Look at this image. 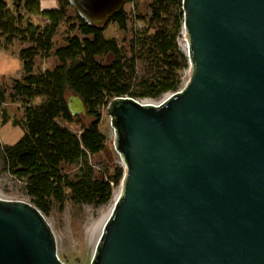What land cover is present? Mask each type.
Returning <instances> with one entry per match:
<instances>
[{
    "label": "water",
    "instance_id": "95a60500",
    "mask_svg": "<svg viewBox=\"0 0 264 264\" xmlns=\"http://www.w3.org/2000/svg\"><path fill=\"white\" fill-rule=\"evenodd\" d=\"M69 1L100 25L127 0ZM182 3L190 80L108 106L126 171L91 264H264V0ZM0 264H65L33 203L0 197Z\"/></svg>",
    "mask_w": 264,
    "mask_h": 264
},
{
    "label": "trees",
    "instance_id": "16d2710c",
    "mask_svg": "<svg viewBox=\"0 0 264 264\" xmlns=\"http://www.w3.org/2000/svg\"><path fill=\"white\" fill-rule=\"evenodd\" d=\"M58 1V8L43 9L41 0H13L12 7L0 0V46L9 48L17 39L31 43L20 50L24 76L15 79L11 93L12 100L25 107V132L15 144L3 146L5 163L45 215L56 205L62 209L68 198L95 205L111 200L114 186L122 181V167L117 166L110 177L94 178L88 162L89 155L106 146L107 138L100 129L101 109L120 96L158 98L180 90L181 71L187 63L177 40L184 11L173 10L174 3L183 5L182 0H153L147 27L132 40V58L121 54L115 37L105 35L113 20L127 28L125 10L100 25L89 24L77 14L83 38L68 36L66 44L54 52L59 64L36 73V57L53 54L58 29L68 21L70 1ZM26 15L39 16L45 23L36 25ZM74 29L76 26H70V31ZM109 55L115 57L111 62L106 60ZM141 61L144 67L139 75ZM68 91L82 97L94 121L85 124L81 114H72ZM4 97L0 90V104ZM39 98L43 102L33 104ZM73 123L80 125V133L69 126ZM64 164H82V173L71 178Z\"/></svg>",
    "mask_w": 264,
    "mask_h": 264
},
{
    "label": "rangeland",
    "instance_id": "374dc122",
    "mask_svg": "<svg viewBox=\"0 0 264 264\" xmlns=\"http://www.w3.org/2000/svg\"><path fill=\"white\" fill-rule=\"evenodd\" d=\"M10 7L13 6V0H5ZM153 0H127L123 8L128 16V26L122 29L119 24L113 20L109 23V27L105 31L108 38L115 37L120 48L121 54L126 58H132V40L135 35L147 27V21L151 17V5ZM173 10L176 13L183 10V5L178 2L173 4ZM184 11V10H183ZM77 12L71 6L68 9V21L64 22L58 29L54 38L53 54L44 58L41 56L35 59V72L39 73L45 69H53L59 64L57 56L54 54L56 49L66 44L68 36L78 35L83 38L82 33L77 28L79 21ZM26 20L32 21L34 24H44L45 20L39 16L26 15ZM182 26L177 37L180 50L187 58L186 66L181 71L183 88L190 80L193 74L192 65L189 63V58L183 50V45L188 38L187 32ZM70 26H76V29L70 31ZM31 43L23 42L17 39L9 48L0 46V90L4 93V102L0 104V197L11 200H24L33 203L31 198L25 191L23 182L14 177L8 170L5 163L3 146L15 144L24 134L25 128L23 121L25 117V107L14 102L11 98L12 89L15 79H22L24 76L23 62L20 57V50L30 46ZM113 55H109L107 62L114 60ZM144 62H139L137 72L142 74ZM165 93L158 98L141 97L143 101L151 103L161 102L167 95ZM74 94L68 91V99ZM43 98L35 99L33 104H40ZM85 124L95 120V117L88 114H81ZM19 123V124H18ZM69 125V124H67ZM73 130L80 133V125L73 123L69 125ZM100 129L105 134L107 141L104 150L95 154L89 155L88 162L92 168V177L105 178L114 174L117 166L122 167L124 173L122 181L119 185L114 186L111 200L102 205L90 203H75L70 198L66 201L61 209L56 205L50 214L45 215L50 222L56 238L58 246V255L65 264H91L92 257L96 248L97 241L103 231L106 218L109 217L113 208L114 192L124 188L123 179L125 176L124 161L121 154L117 150L116 130L112 125L111 116L108 113V107L101 109ZM82 164H64L63 169L70 175L71 178H77L82 173ZM88 170V169H87Z\"/></svg>",
    "mask_w": 264,
    "mask_h": 264
},
{
    "label": "crops",
    "instance_id": "0c3cea01",
    "mask_svg": "<svg viewBox=\"0 0 264 264\" xmlns=\"http://www.w3.org/2000/svg\"><path fill=\"white\" fill-rule=\"evenodd\" d=\"M41 6L43 9H55L59 6L58 0H41Z\"/></svg>",
    "mask_w": 264,
    "mask_h": 264
},
{
    "label": "bare ground",
    "instance_id": "6f19581e",
    "mask_svg": "<svg viewBox=\"0 0 264 264\" xmlns=\"http://www.w3.org/2000/svg\"><path fill=\"white\" fill-rule=\"evenodd\" d=\"M188 41H189V39H186V41H185V44L183 45V50H184V52L186 53V55L188 56V58H189V55H188ZM145 102H148V103H151V102H149V101H145ZM122 190H123V188H121L119 191H117V192H114V196H113V201H114V203H115V201L120 197V195H121V193H122ZM114 203H113V205H114ZM107 219V218H106ZM104 225V224H103Z\"/></svg>",
    "mask_w": 264,
    "mask_h": 264
},
{
    "label": "built area",
    "instance_id": "2783aa9c",
    "mask_svg": "<svg viewBox=\"0 0 264 264\" xmlns=\"http://www.w3.org/2000/svg\"><path fill=\"white\" fill-rule=\"evenodd\" d=\"M140 100V99H139ZM140 101H143V100H140ZM145 102V101H144ZM159 103V102H158Z\"/></svg>",
    "mask_w": 264,
    "mask_h": 264
}]
</instances>
